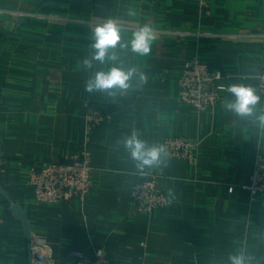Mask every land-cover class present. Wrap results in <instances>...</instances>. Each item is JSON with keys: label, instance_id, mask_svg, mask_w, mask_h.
<instances>
[{"label": "crops", "instance_id": "0c3cea01", "mask_svg": "<svg viewBox=\"0 0 264 264\" xmlns=\"http://www.w3.org/2000/svg\"><path fill=\"white\" fill-rule=\"evenodd\" d=\"M109 19L124 27L123 39L144 24L156 28L157 39L148 56L116 49L125 69L137 68L134 87L88 94L86 79L112 64L88 71L80 61L92 52V30ZM194 58L228 75V88L256 89L264 0H0V264H31L15 208L30 237L47 241L51 264H73L71 252L95 249L111 264H230L229 256L241 251L246 264H264V201L252 202L244 189L255 156L264 158V126L222 103L203 113L181 104L180 74ZM88 103L109 105L111 116L90 132ZM134 131L149 145L195 141L196 162L166 153V167L140 174L122 143ZM85 143L92 152L91 193L38 203L32 167L78 155ZM151 179L171 202L147 215L131 192Z\"/></svg>", "mask_w": 264, "mask_h": 264}, {"label": "built area", "instance_id": "2783aa9c", "mask_svg": "<svg viewBox=\"0 0 264 264\" xmlns=\"http://www.w3.org/2000/svg\"><path fill=\"white\" fill-rule=\"evenodd\" d=\"M230 77L221 71L212 70L207 64L194 58L187 62L180 74L179 101L198 112L214 110L223 102L228 92ZM257 93L261 97V112H264V65L257 77ZM109 105L87 104V131L103 127L110 119ZM163 146L168 156L190 163L196 162L195 152L198 143L187 138H168ZM92 152L85 143L78 155L58 162H47L32 167L30 185L34 189L38 203L57 205L74 199L83 200L88 196L93 183L91 174ZM244 189L250 194L252 202L264 201V158L256 155L251 182ZM131 201L136 209L151 215L158 210H166L170 201L165 190L156 179L143 180L131 192ZM31 264H51L52 251L41 236L29 239ZM73 264H111L102 249L91 254L71 252Z\"/></svg>", "mask_w": 264, "mask_h": 264}, {"label": "clouds", "instance_id": "9594fccd", "mask_svg": "<svg viewBox=\"0 0 264 264\" xmlns=\"http://www.w3.org/2000/svg\"><path fill=\"white\" fill-rule=\"evenodd\" d=\"M129 15H135V13L130 11ZM124 32V27L112 19L98 24L92 30V43L90 44L92 52L80 61L82 68L90 71L94 69L96 63L101 65L111 63L112 66L106 71L102 69L94 71L86 79L84 83L86 93H105L112 96L117 92H126L134 87L133 80L137 76V68L132 66L125 69L123 63L119 62L116 49L130 50L136 55L148 56L157 39V31L154 26L144 24L132 32L130 39L122 38ZM139 79H145L143 73L139 74ZM138 83L139 81H137ZM228 92L232 99L226 98L222 102V107L226 111L241 118L255 117L260 125L264 126V112L259 114L256 112V106L261 100L256 89L239 84L230 86ZM122 143L140 174H145V169L158 168L161 165L167 166L165 159L167 150L163 145H149L135 131L126 136ZM169 194L173 195L171 190ZM246 259L243 251L229 256L230 264H246Z\"/></svg>", "mask_w": 264, "mask_h": 264}, {"label": "water", "instance_id": "95a60500", "mask_svg": "<svg viewBox=\"0 0 264 264\" xmlns=\"http://www.w3.org/2000/svg\"><path fill=\"white\" fill-rule=\"evenodd\" d=\"M14 213H15V216L17 217V219L20 220L21 223L23 224L26 237H28V239H30L29 226H28L27 221L25 220L23 214L21 213V211L18 208L14 209Z\"/></svg>", "mask_w": 264, "mask_h": 264}]
</instances>
